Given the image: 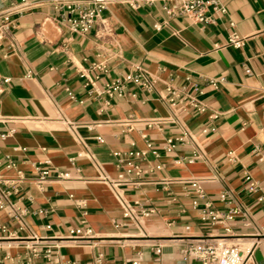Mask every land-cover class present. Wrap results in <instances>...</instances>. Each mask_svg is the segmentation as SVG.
I'll return each instance as SVG.
<instances>
[{
	"label": "crops",
	"instance_id": "crops-1",
	"mask_svg": "<svg viewBox=\"0 0 264 264\" xmlns=\"http://www.w3.org/2000/svg\"><path fill=\"white\" fill-rule=\"evenodd\" d=\"M20 1L0 0V9ZM219 2L226 12L201 25L169 17L161 2L112 1L86 34L70 30L54 0L14 16L0 43V81L9 80L0 87V179L19 180L11 199L27 214L0 209V264H51L47 249L76 264L97 254L106 264H201L190 248L219 241L264 264V0ZM234 33L246 39L240 49L225 46ZM138 69L155 81L150 90L108 92ZM135 150L147 152L145 173L119 193L154 211L140 224L124 219L110 185L116 154ZM41 170L50 172L44 190ZM207 202L229 218L203 221ZM76 229L92 237L74 240Z\"/></svg>",
	"mask_w": 264,
	"mask_h": 264
},
{
	"label": "built area",
	"instance_id": "built-area-1",
	"mask_svg": "<svg viewBox=\"0 0 264 264\" xmlns=\"http://www.w3.org/2000/svg\"><path fill=\"white\" fill-rule=\"evenodd\" d=\"M37 1L38 0H21L7 8L0 9V43L11 30L16 28L17 25L14 16L17 14L21 15L32 9ZM112 1L130 6L132 9H138L143 4L161 2L169 17L178 15L185 16L193 23L201 25L213 23V13L226 12V9L220 4L219 0H54V8L63 12L66 23L72 32L86 34L94 28L97 22L102 20L104 12L108 9V5ZM169 3H175L177 7H168L167 4ZM245 40V38L234 33L228 38L225 46L240 49L244 46ZM8 81V79L0 81V87ZM154 82L155 81L146 71L138 69L136 72L130 73L121 80L108 85L107 89L108 92H117V95L122 97V90L126 84H135L150 90ZM187 100L189 105L197 112L201 113L205 111V105L194 96L188 95ZM131 122H133V118L127 122V126H130ZM151 125L152 124H149V126ZM2 137L5 138L6 135ZM97 141L101 143L102 139L98 138ZM173 147V141L168 140L166 149L171 151ZM148 148L151 149L152 144H148ZM232 155V153L228 154L229 157H232ZM154 156H157L156 152H154ZM116 157L119 174L116 181H110V185L121 199L124 219L134 224H140L143 219L149 217L154 211L144 208L139 203L131 205L122 198L119 191L124 186L135 185L136 183H133L132 180H139L145 173V170L140 167L139 161L146 159L147 152L135 150L117 153ZM156 169H160V166H157ZM49 175L50 172L48 170L39 171L36 185L40 190H44ZM60 178L67 179L68 176L67 174H60ZM190 186L195 189L199 198L205 197L199 182H190ZM254 190V184L251 183L250 191ZM18 194H20L19 180L0 179V209L7 210L16 220H22V217L27 214V211L21 206V198L18 201H12L11 199L13 195ZM229 198L230 196L226 192L221 193L219 196V200L222 202H227ZM194 204L197 205V202ZM211 207L212 204L210 202L205 204L206 211H204L202 215L203 221L216 222L223 218H229V214L225 215L218 211L211 210ZM236 210L237 209H234L231 212L235 213ZM70 235L72 239L80 241L89 240L92 237L90 230L83 233L81 229L71 230ZM27 249L30 250L33 257H39L41 254L35 247L28 246ZM188 253L196 257L201 264H246L250 259L249 253L245 254L238 245H228L222 241L208 244L199 243L191 247ZM42 255L51 264H76L75 262L64 260L62 257H57L52 249L45 250ZM94 264H106L104 256L102 254H97L94 258ZM131 264H139V262L133 261Z\"/></svg>",
	"mask_w": 264,
	"mask_h": 264
}]
</instances>
